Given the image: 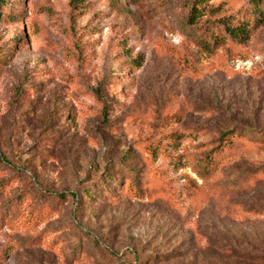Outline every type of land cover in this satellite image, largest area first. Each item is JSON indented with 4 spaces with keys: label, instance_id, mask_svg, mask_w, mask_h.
<instances>
[{
    "label": "rangeland",
    "instance_id": "rangeland-1",
    "mask_svg": "<svg viewBox=\"0 0 264 264\" xmlns=\"http://www.w3.org/2000/svg\"><path fill=\"white\" fill-rule=\"evenodd\" d=\"M195 2L0 3V264H264V23Z\"/></svg>",
    "mask_w": 264,
    "mask_h": 264
},
{
    "label": "trees",
    "instance_id": "trees-1",
    "mask_svg": "<svg viewBox=\"0 0 264 264\" xmlns=\"http://www.w3.org/2000/svg\"><path fill=\"white\" fill-rule=\"evenodd\" d=\"M84 0H72L73 5L75 6L74 8H78L79 5L83 2ZM204 0H196L195 4L192 5L190 9V14L188 17V21L190 24H196L198 22V18L203 14L202 8L205 9V5L203 4ZM262 1L263 0H249V5L251 6V14L254 15L255 18V25L263 24L264 23V10L262 7ZM0 3H5V0H0ZM201 5V8L198 6ZM219 22L223 25V30L224 32L229 35V37L240 43L243 44L247 42L252 34V29L250 28V21L249 19H244L241 21H235L234 16L232 15H227L219 18ZM220 40L219 37H217L214 34H211L210 37L204 41L203 47L207 50L213 49L219 44ZM225 139H228L231 135L234 138L235 133L233 130L230 132H225L222 133ZM224 141V140H223ZM207 157H209L207 155ZM208 164L202 165L203 169L207 168ZM85 196L88 195L90 192L85 191ZM61 196V195H59ZM264 263V259L262 261ZM262 264V263H261Z\"/></svg>",
    "mask_w": 264,
    "mask_h": 264
}]
</instances>
